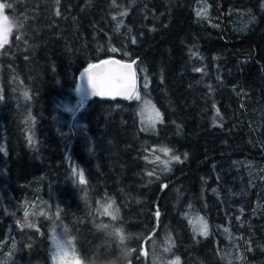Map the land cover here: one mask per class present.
I'll list each match as a JSON object with an SVG mask.
<instances>
[{
    "label": "trees",
    "instance_id": "1",
    "mask_svg": "<svg viewBox=\"0 0 264 264\" xmlns=\"http://www.w3.org/2000/svg\"><path fill=\"white\" fill-rule=\"evenodd\" d=\"M0 4L11 5L0 66L25 93L0 80V264H49L56 214L84 264H149L167 236L177 264H264V0ZM111 57L145 77L155 133L119 99H86L67 128L59 109L76 102L79 72Z\"/></svg>",
    "mask_w": 264,
    "mask_h": 264
},
{
    "label": "rangeland",
    "instance_id": "2",
    "mask_svg": "<svg viewBox=\"0 0 264 264\" xmlns=\"http://www.w3.org/2000/svg\"><path fill=\"white\" fill-rule=\"evenodd\" d=\"M2 5V4H0ZM6 17L4 8H0V49L8 42L9 35L11 32V25L9 24L8 20H5ZM8 28L10 31L6 33V36L4 34V29ZM6 39V42L4 40ZM135 62V61H134ZM6 69L1 68L0 66V80L3 84L4 89L9 91V94L11 97L14 95V93L21 98L22 96H25V93L22 92L23 88L18 84H15L14 87L11 84V77L8 73L5 72ZM15 81L13 82V84ZM24 87V86H23ZM147 87V83L145 80V77L142 78V74L138 76L137 79V87L135 90V93L133 94L131 101L134 102V105H136V112L138 114V122L141 130L146 133H155L157 131L158 126L162 123V116L154 104V102L148 97V95L145 92V89ZM74 95L76 97V102H72L71 100L69 102L63 101L60 105L59 111L62 113L60 114L63 118L64 122L67 124V128L70 129L71 125L78 127V124L75 120L71 122L73 119V116L77 114V111L81 109L85 103L86 99L81 98V96L77 93V90L75 89ZM9 102V101H6ZM6 102L4 106L6 105ZM4 103L3 101V91L2 86L0 83V106H2ZM19 108L23 109L24 107L29 105L28 99L26 102L19 101ZM27 113H29V110H26ZM159 113V118L157 119L156 113ZM30 119V118H29ZM29 128H27V137L29 141L33 139V126L34 121L32 119L28 122ZM3 147V144L0 143V149ZM171 156V153L169 151L165 152L162 150L159 153L158 161L167 162V158ZM261 171H264V161L261 162ZM74 177L80 180V172L77 169L73 170ZM79 182V181H78ZM104 209V215L108 217L109 220L115 221V218L117 215L116 208L113 207L111 202L105 203L103 206ZM105 209H107V213L105 212ZM34 213L30 215V219L34 216L36 217L37 210L34 209ZM39 210V209H38ZM40 211V210H39ZM188 215V223L193 231V233L197 236L204 237L206 236L203 234V228L206 225V231L208 233V224L206 219L202 215H198L195 211L190 212ZM49 217H45V219H48ZM29 220V219H28ZM27 224H31L30 221H26ZM47 225H45V233H46V239L48 243V254H49V264H84L82 258L80 257L73 238L69 235L66 227L59 221L58 215L56 214V217L52 219V221H48ZM55 238V239H54ZM165 242L164 247L159 249L158 255H151L150 251L146 252V257H150L148 260L149 264H177V261L175 258H171L170 255V245L171 242L169 241L168 236L166 237V240L163 241V244ZM57 244H59L61 247L58 250ZM162 244V245H163ZM172 246V245H171ZM158 258H156V257ZM169 256L171 260L166 261V257ZM146 260V261H147Z\"/></svg>",
    "mask_w": 264,
    "mask_h": 264
},
{
    "label": "water",
    "instance_id": "3",
    "mask_svg": "<svg viewBox=\"0 0 264 264\" xmlns=\"http://www.w3.org/2000/svg\"><path fill=\"white\" fill-rule=\"evenodd\" d=\"M130 67H125V66ZM90 77L96 82L94 94ZM137 87V72L132 61L120 60L114 57L100 60L82 69L77 77V93L84 99H119L128 101Z\"/></svg>",
    "mask_w": 264,
    "mask_h": 264
},
{
    "label": "snow or ice",
    "instance_id": "4",
    "mask_svg": "<svg viewBox=\"0 0 264 264\" xmlns=\"http://www.w3.org/2000/svg\"><path fill=\"white\" fill-rule=\"evenodd\" d=\"M4 7H11V5H0V8H4ZM5 20H7V17H5L4 18ZM8 31H10V29H8V28H5L4 29V34H5V36H6V33L8 32ZM4 42H6V39L4 40ZM125 67H130V66H125ZM90 83H92V86H93V90H94V94H103V93H98V92H95V89H96V87H97V85H96V82L90 77ZM77 91H81V89H77ZM156 117H157V119L159 118V113L157 112L156 113ZM164 151L165 152H167V149H164ZM173 159H179L178 157H173ZM85 181H84V178H83V174L81 173V175H80V183H84ZM105 212L107 213V209H105ZM203 234H207V231H206V225L204 226V228H203ZM55 239V238H54ZM60 245L59 244H57V248H58V250L60 249Z\"/></svg>",
    "mask_w": 264,
    "mask_h": 264
}]
</instances>
